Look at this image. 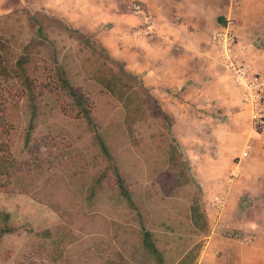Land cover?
I'll use <instances>...</instances> for the list:
<instances>
[{
	"label": "rangeland",
	"instance_id": "rangeland-1",
	"mask_svg": "<svg viewBox=\"0 0 264 264\" xmlns=\"http://www.w3.org/2000/svg\"><path fill=\"white\" fill-rule=\"evenodd\" d=\"M7 1L0 7L6 64L32 57L39 113L26 145L31 113L20 82L9 80L11 166L2 176L8 184L0 187V210L11 213L18 230L2 237L0 264H197L219 235L239 243L231 233L259 239L257 231L236 224L264 223V173L248 167L264 160V128L256 131L245 109L234 123L179 117V105L144 86L94 38L97 31L62 22L50 0ZM60 68L78 100L59 82ZM212 160L220 167L211 168ZM235 189L236 211L226 223ZM194 206L202 217L197 226ZM144 229L153 234L161 260L145 249Z\"/></svg>",
	"mask_w": 264,
	"mask_h": 264
},
{
	"label": "crops",
	"instance_id": "crops-1",
	"mask_svg": "<svg viewBox=\"0 0 264 264\" xmlns=\"http://www.w3.org/2000/svg\"><path fill=\"white\" fill-rule=\"evenodd\" d=\"M50 2V11L62 22L78 25L87 32L97 31L94 38L109 54L125 63L144 86L164 101L178 104L179 117L184 119L211 123L224 118L234 123L245 114L240 92L210 44L211 34L229 18L236 21V53L253 71L264 75V0H241L238 6L232 0ZM134 2H141L156 18V33L145 34L143 21L131 13ZM9 4L0 0L1 8ZM213 164L217 166L218 162L212 160L209 166L215 167ZM248 167H260L264 173V160L253 159ZM231 194L223 215L226 223L235 214L233 199L238 189ZM236 224L244 232L257 231L261 234L259 239L243 244L219 235L204 248L197 264H264V223L259 226L256 220L248 219ZM217 250H222L221 257L216 255Z\"/></svg>",
	"mask_w": 264,
	"mask_h": 264
},
{
	"label": "trees",
	"instance_id": "trees-1",
	"mask_svg": "<svg viewBox=\"0 0 264 264\" xmlns=\"http://www.w3.org/2000/svg\"><path fill=\"white\" fill-rule=\"evenodd\" d=\"M0 19H2L0 17ZM38 33L42 35V28H38ZM3 38L0 37V187L5 186L8 184V181H3L2 176L4 174H8L10 170L9 165V143L5 140V137L10 133V126L8 125L6 118V114L9 112V110L12 108L13 103L5 102L6 99H9L10 95L13 99V95L11 94L12 88L9 86V80L14 81L17 80L20 82V86L23 90V97L27 101V105L29 107L30 113H31V119L30 123L27 129V138H26V145L29 143V137L31 135V132L35 129V120L38 117L39 113V105H38V97H39V84L37 82V78L32 76V72L30 71V64L33 61L32 57L28 55H22L20 56L14 67L10 68L6 64V50H4L5 43L3 42ZM61 69V68H60ZM61 77H59V82L61 83L62 87L67 91L70 97H72L75 101L78 100L79 94L74 89L69 80L67 79L65 72L63 69H61L60 73ZM79 104H82L79 101ZM84 117L91 125L95 128V124L93 121V117L91 114L90 107H84L83 108ZM96 137L99 142V146L103 153L113 160L112 154L102 139V137L96 133ZM121 189L124 195L126 196V199L132 204V199L130 194L126 191V188L124 187V184L121 183ZM192 217L194 224L197 226L200 224V210L198 206H194L192 209ZM18 230V227H16L12 223V215L8 211H2L0 210V241L2 237L6 234H10L13 232H16ZM143 245L146 250H148L151 254L156 256L158 259H162V255L154 241L153 234L145 230L143 231Z\"/></svg>",
	"mask_w": 264,
	"mask_h": 264
},
{
	"label": "built area",
	"instance_id": "built-area-1",
	"mask_svg": "<svg viewBox=\"0 0 264 264\" xmlns=\"http://www.w3.org/2000/svg\"><path fill=\"white\" fill-rule=\"evenodd\" d=\"M241 0H232L234 6H238ZM131 13L141 18L146 27L145 34H154L158 25L156 18L147 10L141 2L131 4ZM235 19L229 18L223 27L210 36V44L218 53L222 67L227 71L233 84L239 90L242 105L249 112L253 127L256 131L264 128V75L253 71L252 67L236 53L237 37L234 26ZM250 149H245L243 157H248ZM215 205L223 207L224 199L216 197ZM245 244H252L255 238L250 235L230 234Z\"/></svg>",
	"mask_w": 264,
	"mask_h": 264
}]
</instances>
